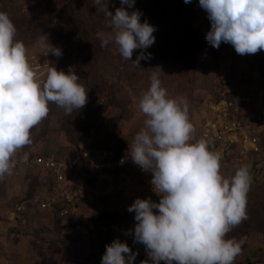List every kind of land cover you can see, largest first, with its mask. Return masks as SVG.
<instances>
[{"label": "rangeland", "instance_id": "374dc122", "mask_svg": "<svg viewBox=\"0 0 264 264\" xmlns=\"http://www.w3.org/2000/svg\"><path fill=\"white\" fill-rule=\"evenodd\" d=\"M183 1L136 0L134 8L143 13L141 20L156 27L155 43L147 49L152 58L136 66L125 61L114 44L101 47L99 37L110 29L93 0H62L52 14L50 30L44 31L40 25L33 34L26 24L31 18L46 17L47 7L55 0H0L1 9L6 6L9 15L16 16L17 39L26 45L37 75L46 78L52 63L77 73L78 82L88 90L86 106L97 107L82 127V109L65 115L63 109L50 104L48 117L32 129V144L25 148L32 154L56 156L59 161L69 160L84 148L104 151L121 146L128 151L146 119L138 101L150 86L151 74L157 72L169 97L187 99L195 139L205 133L213 136L217 123L224 120L250 125L257 135L256 148L243 141L226 145L221 173L230 178L242 165L251 171L248 218L228 238H246L234 264H264V50L242 56L227 43L218 49L210 46L205 39L210 21L199 0L188 6ZM91 4L95 15L91 21L87 19L86 26L74 23L75 36L54 27L63 16L61 11L71 20L75 12L80 17L85 15L81 11L89 13ZM182 8H189L186 27L173 20L182 14ZM110 10L115 13L116 9ZM45 33L51 41L59 39L61 48L65 45L66 55H44L37 39ZM141 51L137 49L132 59ZM118 164L107 159L97 167L79 165L70 172L66 186L72 188L77 210L62 222L53 211L38 206L41 198L54 192L51 171L17 165L10 176L0 180V264H101L106 245L117 238L137 253L134 264H150L145 261L149 258L144 245L124 233L135 225V213L128 211L135 199L151 197L158 202L160 197L152 189L150 172ZM104 211L125 218L96 232V219Z\"/></svg>", "mask_w": 264, "mask_h": 264}, {"label": "clouds", "instance_id": "9594fccd", "mask_svg": "<svg viewBox=\"0 0 264 264\" xmlns=\"http://www.w3.org/2000/svg\"><path fill=\"white\" fill-rule=\"evenodd\" d=\"M109 2L93 0L110 29L100 35L101 47L114 44L125 61L140 66L141 60L152 58L147 49L155 43L156 27L141 20L136 0H120L115 13ZM199 6L210 21L205 36L210 46L218 49L227 43L242 56L264 50V0H199ZM37 44L45 56H62L47 33ZM137 49L142 51L133 60ZM79 79L54 63L41 79L29 62L26 45L17 39L14 21L0 11V180L18 163L28 162L29 153L20 152L32 144L31 131L48 117L50 104L65 115L86 106L88 90ZM150 81L137 105L146 117L144 127L129 143L128 156L152 174L150 183L160 199L136 198L128 208L135 213V225L124 234L144 245L150 264H234L246 238L236 240L228 234L248 218L251 171L242 165L233 176L224 177L222 154L212 150L207 139L194 137L187 99L169 97L157 72ZM136 256L117 238L106 245L101 264H134Z\"/></svg>", "mask_w": 264, "mask_h": 264}, {"label": "built area", "instance_id": "2783aa9c", "mask_svg": "<svg viewBox=\"0 0 264 264\" xmlns=\"http://www.w3.org/2000/svg\"><path fill=\"white\" fill-rule=\"evenodd\" d=\"M215 133L213 136L204 134L199 137L205 138L210 141L212 150L219 151L221 154L224 151L226 145H230L233 142L243 141L246 146H252L256 148L258 145V137L254 134L250 125H243L240 121L224 120L223 123H217ZM29 153V159L27 163H18V166L26 168H37L51 171L54 175L56 186L54 192L43 197L40 201V207L45 210L53 211L55 215L56 204L64 205L59 211L61 216L67 217L76 212V200L74 194L69 187L66 186V181L71 171H73L79 165H88L90 167H97L103 160H114L116 163L126 165L134 170L143 171L141 168L132 163L128 156V151L124 153H118L113 149L92 150L91 148H84L79 150L72 158L67 161H59L56 156L48 155L43 156L40 154ZM23 154L21 150L20 155ZM108 156V157H107ZM123 233V230L121 231ZM133 238L132 236H127Z\"/></svg>", "mask_w": 264, "mask_h": 264}, {"label": "trees", "instance_id": "16d2710c", "mask_svg": "<svg viewBox=\"0 0 264 264\" xmlns=\"http://www.w3.org/2000/svg\"><path fill=\"white\" fill-rule=\"evenodd\" d=\"M151 2H154V0H150ZM62 3V0H55V3L53 4V5H49L48 7H47V16L46 17H42V18H40V19H33V18H31L30 20H29V22L26 24V25H28V29H32V30H29L32 34H33V30H37V29H39L40 28V25L44 28V31H49L50 30V27H52V19H53V17H52V14H54L55 13V11H56V9L58 8V5L59 4H61ZM183 3H184V1H183ZM184 5L185 6H188L189 5V3L188 4H186V3H184ZM121 5H120V0H110V2H109V9H116V8H118V7H120ZM1 7H3L2 5H0V9H1ZM5 9H1L0 11H3V12H6L8 15H9V13H8V11H7V7L5 6L4 7ZM94 5L93 4H91V8H89V13H85V12H83V11H81V14H85L84 16L82 15L81 17H82V19H81V17H80V15H79V12H75L72 16H71V20H69V19H67L65 16H67V12L66 11H61V14L63 15V16H61V17H58L59 18V22H57L56 24H55V26L54 27H62V28H65L66 30H67V32L69 31V34H71V35H74L75 36V31H76V27H75V24L78 22V21H80L81 23H82V25L83 26H86L87 24H88V22H87V19L88 20H90V19H92L93 17H94V13H93V11H94ZM183 10V12H182V14L181 15H179L177 18H174L173 20H174V23L175 22H180L182 25H183V27H186L187 26V16H188V12L186 11V10H189V8H186V9H184V8H182ZM72 11V10H71ZM87 11V12H88ZM187 15V16H186ZM11 18H12V20L14 21V19L16 18V16H12V15H9ZM91 21V20H90ZM191 21V20H190ZM75 23V24H74ZM39 26V27H38ZM58 30V32H59V29H57ZM66 32V33H67ZM65 33V34H66ZM64 34V33H63ZM59 35H60V37H62V34L59 32ZM59 35H56V36H58L59 37ZM53 41V44H55L56 46H58V47H60L61 48V42H60V40L59 39H56L55 41L54 40H52ZM62 55H66V47H65V45H64V47L62 46ZM71 49V46H69L68 47V50H70ZM53 60V59H52ZM97 107H95V106H92V105H90V106H85L83 109H82V118H80L81 119V125H82V127H84L85 125H86V123L88 122L87 121V119H88V116H90L94 111H95V109H96ZM33 131H31V133H32ZM115 150H116V152H118V153H124V152H126V150H123V148L121 147V146H117V147H113ZM22 151L23 152H27L28 150H27V148H24V149H22ZM56 158H58V157H56ZM86 165V164H85ZM84 166V165H83ZM122 167H124V168H126V169H128L127 167H126V165H121ZM70 188V187H69ZM70 190H72V188H70ZM75 196H76V193H75ZM38 206L40 207V204L38 203ZM64 207V205H61V203L60 204H56V211H55V216H56V218L58 219L57 221H59V222H62V221H64V218H67V217H69V216H67V217H64V216H61L60 214H59V211L62 209ZM124 218H125V216H122V215H118V214H115V213H109L108 211H104L102 214H100L99 216H98V218L96 219V222H95V230H96V232L97 231H99V232H101L102 230H104L105 228H108L109 226H110V224L111 223H120L121 221H123L124 220ZM65 241V240H64Z\"/></svg>", "mask_w": 264, "mask_h": 264}, {"label": "crops", "instance_id": "0c3cea01", "mask_svg": "<svg viewBox=\"0 0 264 264\" xmlns=\"http://www.w3.org/2000/svg\"><path fill=\"white\" fill-rule=\"evenodd\" d=\"M127 152V151H126ZM119 165V164H118ZM121 165V164H120ZM41 199H43V198H41ZM41 199H40V201H41ZM39 204H40V202H39Z\"/></svg>", "mask_w": 264, "mask_h": 264}]
</instances>
